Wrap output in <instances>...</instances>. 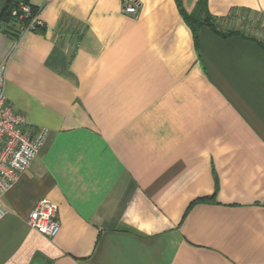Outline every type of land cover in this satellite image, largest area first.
Listing matches in <instances>:
<instances>
[{
  "label": "crops",
  "instance_id": "obj_1",
  "mask_svg": "<svg viewBox=\"0 0 264 264\" xmlns=\"http://www.w3.org/2000/svg\"><path fill=\"white\" fill-rule=\"evenodd\" d=\"M125 1L30 0L45 31L19 35L0 0L7 100L49 129L2 197L0 264H264V43L232 26L264 0H208L242 33L198 40L177 0ZM44 198L53 238L27 223Z\"/></svg>",
  "mask_w": 264,
  "mask_h": 264
},
{
  "label": "built area",
  "instance_id": "obj_2",
  "mask_svg": "<svg viewBox=\"0 0 264 264\" xmlns=\"http://www.w3.org/2000/svg\"><path fill=\"white\" fill-rule=\"evenodd\" d=\"M20 9L22 10L20 17L30 19L28 24L22 27L21 33L33 31L38 26H45L39 13L32 14L29 4L22 3ZM138 10L137 0L125 1L122 6L124 13L134 17H137ZM5 84V66L2 64L0 66V218L7 214L2 197L14 185L20 174L29 168L49 134V129L46 127L31 132L27 118L8 102ZM27 223L44 236L55 237L61 228L58 205L48 198L39 200L30 212Z\"/></svg>",
  "mask_w": 264,
  "mask_h": 264
},
{
  "label": "trees",
  "instance_id": "obj_3",
  "mask_svg": "<svg viewBox=\"0 0 264 264\" xmlns=\"http://www.w3.org/2000/svg\"><path fill=\"white\" fill-rule=\"evenodd\" d=\"M181 0H177L179 3V7L181 9L182 14L185 17V20L187 23L191 26L193 29L195 39L198 40V32L201 26H208L212 30L223 33L224 35L229 34H240L242 31L240 30H229L227 32H223L219 29V22L215 16H213L208 8V0H198L197 5L192 13H187L185 9H183L181 5ZM29 4L31 6L32 14L40 13V8L36 7L31 4L30 0H8L7 5L5 6L2 15H1V21L6 24V29L8 32H15L17 31L18 34L22 32V27L25 24H28L29 18L22 19L20 17L22 10L20 9V5ZM16 11V14L14 12ZM35 32H44L45 26L43 27H36L33 29ZM251 38L256 39L254 36H251ZM262 43H264L263 40H260ZM264 45V44H263ZM204 200V199H203Z\"/></svg>",
  "mask_w": 264,
  "mask_h": 264
},
{
  "label": "rangeland",
  "instance_id": "obj_4",
  "mask_svg": "<svg viewBox=\"0 0 264 264\" xmlns=\"http://www.w3.org/2000/svg\"><path fill=\"white\" fill-rule=\"evenodd\" d=\"M259 16L250 15L241 19V21H235L232 26L234 28H239L249 35H254L264 41V23L263 21L259 22Z\"/></svg>",
  "mask_w": 264,
  "mask_h": 264
}]
</instances>
